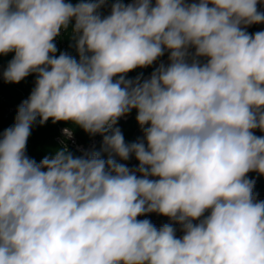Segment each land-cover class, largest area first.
<instances>
[{
  "label": "clouds",
  "instance_id": "1",
  "mask_svg": "<svg viewBox=\"0 0 264 264\" xmlns=\"http://www.w3.org/2000/svg\"><path fill=\"white\" fill-rule=\"evenodd\" d=\"M262 3L115 0L102 16L107 0H0V55L14 53L2 78L36 76L0 134V264H264L247 175L264 176V31H247ZM70 25L78 60L54 42ZM165 52L149 78H126ZM133 109L144 138L126 143ZM50 119L100 150L62 142L37 163L27 141ZM149 213L173 223L138 219Z\"/></svg>",
  "mask_w": 264,
  "mask_h": 264
},
{
  "label": "trees",
  "instance_id": "2",
  "mask_svg": "<svg viewBox=\"0 0 264 264\" xmlns=\"http://www.w3.org/2000/svg\"><path fill=\"white\" fill-rule=\"evenodd\" d=\"M71 2L77 3L78 0H71ZM112 3H113L112 0H107V4L99 10L102 16L109 12ZM13 56L14 53H9L6 56L0 55V64L5 65L7 67L8 62L13 58ZM168 56L169 53L165 52V54L162 57H160L159 60L154 62L153 65L147 68H137L127 73L126 78L130 79L131 77L134 76L142 75V77H144L150 75L156 69L154 65L160 61L167 59ZM73 57L76 58L74 56V53H73ZM35 79H36L35 74H31L18 84L0 83V134H2V132L5 129L11 127L15 123V117L17 115L16 112L6 118L4 115L6 111V107H8L9 105H13L21 98L22 92L20 90H23L24 93H30L31 90L33 89V81H35ZM1 97H4L5 101H3ZM129 115L130 117L127 120L120 121V123L122 124L123 135L126 143H132L137 141L139 138H137L136 133L139 130H142L140 125L136 121V115H137L136 110L133 109L129 113ZM69 123L70 122L61 121L53 124L50 119L46 124L41 126L37 122V124L33 126L31 135L27 141L26 154L30 158L35 159L37 163H39L40 160L43 159L45 156H49L53 154L54 150L60 148L55 142V137L58 134V126L69 125ZM77 133L81 136V139L83 138L82 140L84 142H87L88 139H84L83 137V135L85 134L84 131H78ZM100 148H101V143L99 144L96 150L99 151ZM70 151L76 156L80 155L79 152L75 150H70ZM104 158H106V154L104 155ZM247 175L249 179L255 180L254 193L256 195L257 193L264 190V179L262 178V175H260L257 172H250Z\"/></svg>",
  "mask_w": 264,
  "mask_h": 264
},
{
  "label": "built area",
  "instance_id": "3",
  "mask_svg": "<svg viewBox=\"0 0 264 264\" xmlns=\"http://www.w3.org/2000/svg\"><path fill=\"white\" fill-rule=\"evenodd\" d=\"M112 2L114 3L115 0H112ZM123 2L125 4L127 3H131L133 2V0H123ZM111 9V8H110ZM110 9L109 12L107 14H104L103 16L109 15L110 14ZM258 10L260 11H264V3L262 4H258ZM74 23V22H73ZM71 25L69 27V29L67 30V32L62 31L61 35L59 37H57L55 39V43L57 45L58 48V52L57 55H59L60 52H66L69 53V46H70V42H69V37L71 34ZM257 31H264V24H258L256 32ZM151 75V74H150ZM150 75L144 76L143 78H149ZM137 76L131 77L130 79H135ZM35 86V82H33V87ZM30 95V93H22L21 98L14 103L13 105H9L8 107H6V111H5V117H9L11 114L16 113L17 109L19 107V105L21 104L22 101L26 100L28 98V96ZM1 99L3 101H5L4 97H1ZM126 117V116H125ZM122 117L124 119H128V117ZM122 133H123V129H122V124L118 121V125H117ZM65 128H69V127H60L57 136L55 137V142L59 147H62L63 143H66L68 150H75L77 152H79V154H83V152L85 151H90V150H96L97 147L99 146V144L102 142V137L99 135H96L94 137L91 136V138L89 139L88 142L84 143L81 142L79 137L77 136V134L73 131V136L71 139H67L63 133V129ZM255 135H264V133H261L259 130L255 131ZM126 142V141H125ZM118 159V158H117ZM120 163H125L129 168H134L138 165V161L135 159V157L133 156L129 161H118ZM262 178L264 179V176H262ZM257 199L258 200H264V190L257 193ZM138 219H148L150 220L157 228H160L161 226H163L164 224H172L173 222L165 216H161L158 215L156 213H149L145 216H141L138 217ZM195 223V222H194ZM173 226L177 229L176 235L179 238L180 236L183 235V233L179 230L180 226L177 224H173Z\"/></svg>",
  "mask_w": 264,
  "mask_h": 264
},
{
  "label": "crops",
  "instance_id": "4",
  "mask_svg": "<svg viewBox=\"0 0 264 264\" xmlns=\"http://www.w3.org/2000/svg\"><path fill=\"white\" fill-rule=\"evenodd\" d=\"M188 2H191V0H188ZM257 26H258V24H255V25H251V26H249L248 28H247V31L250 33V34H254L255 32H256V29H257ZM69 42H70V46H69V55H72L73 56V53H74V56L76 57V59L78 60L79 59V56H78V53L76 52V49H75V47H74V40L71 38V35H70V37H69ZM72 51V52H71ZM191 51H193L194 52V49H191ZM201 59V62L203 63V62H206V60H207V58H200ZM161 63H164L165 65H167L168 63H169V60H168V58L167 59H165V60H163V61H160V62H158V63H156L155 65H154V67L155 68H157ZM6 68V66L5 65H2V64H0V83H5L4 82V80H3V78H2V72H3V70ZM33 82H35V81H33ZM22 93H24L23 92V90H20ZM69 125L70 126H72L73 127V130H74V132L77 134V136L79 137V139H80V141L81 142H84L82 139H81V136L77 133L78 131H83L81 128H79L78 126H75V125H73L71 122L69 123ZM70 128V127H69ZM83 133V132H82ZM85 133V132H84ZM83 135V134H82ZM136 136H137V138H139V139H141V138H143V131L142 130H139L137 133H136ZM83 137H84V139H88L87 140V142L89 141V139L91 138V136H89L87 133H85L84 135H83ZM84 143H86V142H84Z\"/></svg>",
  "mask_w": 264,
  "mask_h": 264
},
{
  "label": "rangeland",
  "instance_id": "5",
  "mask_svg": "<svg viewBox=\"0 0 264 264\" xmlns=\"http://www.w3.org/2000/svg\"><path fill=\"white\" fill-rule=\"evenodd\" d=\"M126 117L129 118L130 115L128 114ZM126 117H125V118H126ZM124 120H126V119H124V118H120V119H119V122H120V121H124ZM60 127H70V128L73 130V127L70 126V125H59V126H58V131H59V128H60ZM73 131H74V130H73ZM257 136H259V135H257Z\"/></svg>",
  "mask_w": 264,
  "mask_h": 264
}]
</instances>
